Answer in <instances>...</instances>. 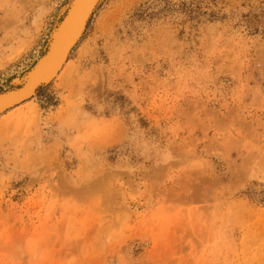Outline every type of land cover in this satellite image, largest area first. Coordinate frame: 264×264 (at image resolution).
Returning <instances> with one entry per match:
<instances>
[{
  "label": "rangeland",
  "instance_id": "obj_1",
  "mask_svg": "<svg viewBox=\"0 0 264 264\" xmlns=\"http://www.w3.org/2000/svg\"><path fill=\"white\" fill-rule=\"evenodd\" d=\"M70 3L0 0V95ZM90 17L58 75L0 114V264H264V0H99Z\"/></svg>",
  "mask_w": 264,
  "mask_h": 264
},
{
  "label": "bare ground",
  "instance_id": "obj_2",
  "mask_svg": "<svg viewBox=\"0 0 264 264\" xmlns=\"http://www.w3.org/2000/svg\"><path fill=\"white\" fill-rule=\"evenodd\" d=\"M98 2L99 0H71L69 12L60 23L61 25L59 24L60 27L53 33L49 51L28 73L26 76V80L28 77V81H26L25 85L23 84L24 87L9 91L8 93L5 92V94L0 96V104L6 103L14 97L21 96L25 92H27V96L25 97L32 95L34 89L39 85L38 78H42L40 73H43L44 76L51 75V78L45 84L50 83L58 75L66 58H68L67 55L71 51V48L79 40L84 29H86V23ZM67 44H69L68 47ZM67 48L68 50L65 52Z\"/></svg>",
  "mask_w": 264,
  "mask_h": 264
},
{
  "label": "water",
  "instance_id": "obj_3",
  "mask_svg": "<svg viewBox=\"0 0 264 264\" xmlns=\"http://www.w3.org/2000/svg\"><path fill=\"white\" fill-rule=\"evenodd\" d=\"M68 12H69V10H68ZM67 12V13H68ZM65 19V18H64ZM63 19V20H64ZM61 25V24H60ZM58 27H60V26H58ZM69 46V44H67V47ZM50 49V48H49ZM49 49H48V51H49ZM68 50V48L65 50V52ZM47 51V52H48ZM39 62V61H38ZM36 66V65H35ZM40 75L42 76V78H38L39 79V85L38 86H40V85H42V84H45V82L47 81V80H49L50 78H51V75H49V76H44V74L43 73H40ZM39 75V76H40ZM26 81H28V77H27V80H25V83H24V85L26 84ZM24 85H23V87H24ZM1 95H3V94H1ZM0 95V96H1ZM25 96H27V92H25V93H23L21 96H18V97H14V98H12V99H9L6 103H2V104H0V114L2 113V112H4L5 110H7L8 108H10V107H12V106H14V105H16V104H18V103H20V102H23L24 100H26L28 97H25Z\"/></svg>",
  "mask_w": 264,
  "mask_h": 264
}]
</instances>
